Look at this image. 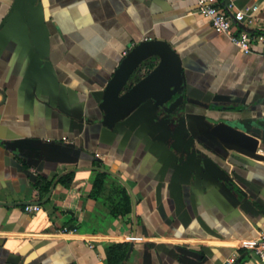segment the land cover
<instances>
[{
  "label": "crops",
  "instance_id": "obj_1",
  "mask_svg": "<svg viewBox=\"0 0 264 264\" xmlns=\"http://www.w3.org/2000/svg\"><path fill=\"white\" fill-rule=\"evenodd\" d=\"M230 1L257 6L264 21V0ZM33 4L25 11L19 0H0V264H106L104 247L121 242L129 244L122 264H221L232 253L256 262L254 250L264 248V52L241 53L195 0ZM145 39L166 40L179 54L183 100L173 122L149 100L109 128L98 107L103 88ZM225 120L249 131L262 158L213 134ZM191 144L230 179L191 171L179 157ZM70 170L68 187L53 181L40 197L37 178ZM97 172L105 173L100 188ZM120 188L130 210L113 215ZM32 203L40 210L25 211ZM71 218L76 229L64 230Z\"/></svg>",
  "mask_w": 264,
  "mask_h": 264
},
{
  "label": "water",
  "instance_id": "obj_2",
  "mask_svg": "<svg viewBox=\"0 0 264 264\" xmlns=\"http://www.w3.org/2000/svg\"><path fill=\"white\" fill-rule=\"evenodd\" d=\"M35 0H19V8L29 11L34 8ZM264 52V47H258ZM156 57V65L130 84L132 75L143 61ZM182 64L179 54L166 40L145 39L132 46L121 59L105 84L98 107L103 112V120L112 128L115 124L146 101H153L154 106L164 111L162 120H171L176 109L183 100L180 94L182 84ZM192 103H200L194 99H187ZM206 105V104H204ZM173 122V121H172ZM234 125L225 120L224 125H217L213 134L217 136L227 148H233L254 158H262L256 153V144L247 135H240L234 130ZM177 130L173 131L175 138ZM203 146V144L201 145ZM204 147V146H203ZM205 148V147H204ZM180 160L190 165L191 171L197 167L210 174L215 179L229 180V174L210 156L199 155L195 144L187 145L180 151Z\"/></svg>",
  "mask_w": 264,
  "mask_h": 264
},
{
  "label": "built area",
  "instance_id": "obj_3",
  "mask_svg": "<svg viewBox=\"0 0 264 264\" xmlns=\"http://www.w3.org/2000/svg\"><path fill=\"white\" fill-rule=\"evenodd\" d=\"M196 12L206 17L211 28L225 35L228 40L244 54L255 52L258 47H264V21L259 22L255 15L257 6H245L236 8L229 0L220 3V0H195ZM262 154V150L258 149ZM264 155V151H263ZM25 211L35 212L40 210L38 203L26 204ZM264 239V233L261 236ZM256 262L249 263L247 260L238 258L232 253L221 264H264V248L254 250Z\"/></svg>",
  "mask_w": 264,
  "mask_h": 264
},
{
  "label": "trees",
  "instance_id": "obj_4",
  "mask_svg": "<svg viewBox=\"0 0 264 264\" xmlns=\"http://www.w3.org/2000/svg\"><path fill=\"white\" fill-rule=\"evenodd\" d=\"M157 63L156 57H150L142 62V64L137 68L136 74L132 75L131 81L129 83L132 84L137 81L139 78L144 76L147 72H149ZM105 176L104 172H97L93 179V186L95 188H100L103 182V178ZM74 177V171L70 170L60 174L52 180H46L43 178H37L36 184L39 185L40 189V197L43 198L47 195L49 188L51 187L53 181L56 183H60L61 185L68 187ZM121 198L117 202L116 206L111 210L113 215H117L119 213H125L130 210L129 197L126 191L123 188L119 189ZM122 206V207H120ZM118 208V209H116ZM122 208V209H120ZM64 230H74L76 229V223L71 218L67 223L62 227ZM129 251V244L125 242L121 243H111L104 247L105 254V263L106 264H122L127 253Z\"/></svg>",
  "mask_w": 264,
  "mask_h": 264
},
{
  "label": "rangeland",
  "instance_id": "obj_5",
  "mask_svg": "<svg viewBox=\"0 0 264 264\" xmlns=\"http://www.w3.org/2000/svg\"><path fill=\"white\" fill-rule=\"evenodd\" d=\"M134 74H136V71L134 72ZM134 74H133V75H134Z\"/></svg>",
  "mask_w": 264,
  "mask_h": 264
}]
</instances>
